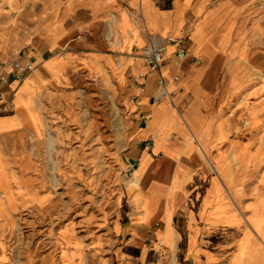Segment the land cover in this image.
<instances>
[{
  "label": "crops",
  "instance_id": "1",
  "mask_svg": "<svg viewBox=\"0 0 264 264\" xmlns=\"http://www.w3.org/2000/svg\"><path fill=\"white\" fill-rule=\"evenodd\" d=\"M243 5L0 0V74L23 52L36 64L21 84L0 81V235L55 199L41 152L48 111L97 81L134 103L137 166L111 223L91 228L93 249L116 264H264V98L240 127L237 93L247 80L233 72L234 55L249 47ZM153 41L166 48L159 72L140 56ZM161 77L177 91L173 102L155 99ZM62 236L65 264H81V239L71 227Z\"/></svg>",
  "mask_w": 264,
  "mask_h": 264
},
{
  "label": "rangeland",
  "instance_id": "2",
  "mask_svg": "<svg viewBox=\"0 0 264 264\" xmlns=\"http://www.w3.org/2000/svg\"><path fill=\"white\" fill-rule=\"evenodd\" d=\"M235 2L244 4L242 13L250 30L249 47L234 55L233 71L239 80H247L237 93V105L245 109L239 125L247 128L241 120L251 122L254 106L264 98V0ZM111 85L95 81L56 99L50 107L41 152L50 177L48 191L55 199L36 213L21 215L17 228L1 233L3 248L11 257L8 264H65V227H71L85 245L81 264H116L90 244L98 233L91 228L101 226V233L111 223L115 201L130 181L125 169L136 162L134 103Z\"/></svg>",
  "mask_w": 264,
  "mask_h": 264
},
{
  "label": "built area",
  "instance_id": "3",
  "mask_svg": "<svg viewBox=\"0 0 264 264\" xmlns=\"http://www.w3.org/2000/svg\"><path fill=\"white\" fill-rule=\"evenodd\" d=\"M175 42L174 39H171ZM166 54V48L162 43L158 41L150 42L148 45L144 46L140 51V56L144 59L146 66L149 68L150 71H160L161 65L164 61ZM175 55L177 58L182 59L186 55V51L177 48L175 51ZM27 58V59H26ZM3 67L9 68L8 72H3L0 74V81L3 84H8L12 81L21 84L36 68V64L34 60L29 59L27 53H21L19 58L12 61L10 65L3 63ZM177 79V77L175 78ZM160 93L155 97L156 100L161 99L162 97H168L172 102L175 94L177 93L176 90L170 91L164 79L161 77L158 81ZM141 121L145 123L147 121V116L142 114ZM243 126H249L250 120L249 119H242ZM136 162L130 164L126 169L125 173L126 176L131 179L135 175L136 171Z\"/></svg>",
  "mask_w": 264,
  "mask_h": 264
},
{
  "label": "bare ground",
  "instance_id": "4",
  "mask_svg": "<svg viewBox=\"0 0 264 264\" xmlns=\"http://www.w3.org/2000/svg\"><path fill=\"white\" fill-rule=\"evenodd\" d=\"M136 180H138V179L136 178Z\"/></svg>",
  "mask_w": 264,
  "mask_h": 264
}]
</instances>
